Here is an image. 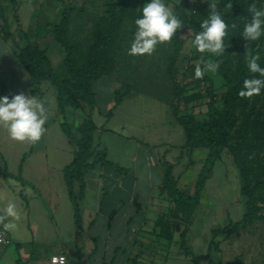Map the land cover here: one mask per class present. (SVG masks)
<instances>
[{
  "label": "crops",
  "instance_id": "0c3cea01",
  "mask_svg": "<svg viewBox=\"0 0 264 264\" xmlns=\"http://www.w3.org/2000/svg\"><path fill=\"white\" fill-rule=\"evenodd\" d=\"M49 29L51 32L52 26L36 6V0H0V97L4 86L12 96L21 92L33 96L31 83L34 79L16 52L28 44L48 48L45 41L49 38ZM47 82L41 84L42 94L34 95L45 103L49 117L45 125L47 131L37 144L13 141L6 130L0 128V207L12 201L24 216L31 212H39V219L50 216L53 220L57 216L65 223L63 226L70 229L68 239L61 241L60 252L66 254V241L78 240L75 209L64 176L76 148L63 131L62 123L68 122V115H74L73 121L81 116H76L78 114L71 108L67 109L65 116L60 113L57 90L52 85L43 87L48 86ZM97 87L106 86H99L96 82V101ZM46 94H50L47 99ZM98 101L106 106L101 109L97 104L93 116L95 123L97 113L102 118L99 124L96 123L94 142L97 134L98 141L95 145L106 149L108 159L124 165L129 173L119 174L113 168L102 166L84 172L85 189L80 200L82 233L90 231L101 220L102 232L96 228L93 235L96 238L103 235L105 242L86 245L85 252L76 246L70 249L79 259L77 264H85L89 257L91 264H216L215 259L223 254L220 252L225 240L220 238L218 250L208 252L212 230L208 234L210 237L202 239L200 234H195L194 224L184 230L179 225L180 229L177 226L169 240L156 226L160 217L179 224L187 217L164 185V162L174 165L173 175L179 178V188L183 189L196 179L185 175L192 166H188V158L183 152L185 137L183 140L176 138L181 135L182 127L179 129L180 125L172 116L170 102L144 94L127 95L113 115L107 117L112 100L108 101L99 94ZM119 115L122 118L118 121ZM74 136L79 138L80 134L74 132ZM116 142L120 143L119 149H115ZM114 149L118 154L112 158ZM155 173L157 180L154 179ZM201 203L202 197L198 206ZM137 221V226L131 228V224ZM33 227L37 232L38 226ZM8 234L13 239L9 231ZM20 235L19 231L14 234L17 242ZM29 259V256L24 259L28 260L26 264H33ZM49 262L50 259L42 264Z\"/></svg>",
  "mask_w": 264,
  "mask_h": 264
},
{
  "label": "trees",
  "instance_id": "16d2710c",
  "mask_svg": "<svg viewBox=\"0 0 264 264\" xmlns=\"http://www.w3.org/2000/svg\"><path fill=\"white\" fill-rule=\"evenodd\" d=\"M133 1H137L142 6L150 2V0H120L119 5L111 4L105 15L99 18L94 25L92 40L82 64H79L76 59L78 54L77 43H72L67 37L70 10L72 11L73 8L62 13L60 21L52 26V34L54 40L65 51L64 64L70 76L67 81L60 79L54 71L48 48H43L38 44H28L16 52L17 58L34 79L31 83L33 95H41V84L48 81L57 90L59 111L64 116L69 108L74 111L87 108L85 117L78 125L73 127L66 120L62 123L63 131L76 148L73 161L65 168L64 176L75 209L74 220L77 236L81 235L83 230L80 200L85 189L84 172L89 168L102 166L113 168L119 174L129 173L128 168L108 159L106 149L96 147L94 135L97 125L93 116L97 109L94 84L113 70L115 59L113 50L118 44L117 41L125 21L129 18L132 19V32L135 33L134 21L142 16V10L135 13ZM229 3L231 0H220L216 5L230 27L241 14L243 4L238 2L229 9L226 7ZM206 10L209 11V6L199 13V21L195 25L197 32L202 30L200 24L207 18L204 15ZM174 43L177 46L179 40L176 38ZM236 49L238 51L236 68L231 70L228 61L220 66L221 75L227 83L231 85L236 81L242 80L243 82L246 78H261L258 73L252 74L247 68L246 49L242 36L236 45ZM252 52L253 54L259 53L260 60L258 63L264 68V39H262L260 48L256 52L253 50ZM199 56L201 58V54ZM219 57L210 53L204 54L205 60L211 59L217 62ZM172 67L173 59L170 63V72H172ZM183 80L184 83L174 81V95L170 101L172 116L184 131L183 152L184 156L186 155L188 158V166L196 164L194 157L196 152L204 151V159L194 182L193 193L178 187L179 178L173 175L174 165L164 162L166 166L164 185L170 189L174 203L178 207H182L180 209L187 216L186 222H191L194 217V210L200 204L207 181L212 176L214 168L226 148H229L233 154L242 180L241 193L245 198L243 216L238 221L229 222L225 227L212 229L208 252L216 251L220 245V238L227 240L232 235H238L241 230L247 229L254 221L264 220V217L259 215L260 206L258 205L257 194L259 190L264 189V178L252 174L253 163L258 154L264 151V110H258L257 103L251 102V99L239 97L238 93L243 87L241 89L239 87H226L223 93L219 92L208 72L205 73L203 79H194L190 82ZM201 83L207 84L204 90L201 88ZM127 95L128 93L121 89L114 92V105L109 109L107 117L113 115L114 110ZM3 96L12 97L6 86L1 90V97ZM220 97L221 99H219ZM200 101L202 102L199 103ZM180 103L185 106L183 111L179 108ZM201 104L207 107L206 115L202 117L196 112ZM238 108L243 112L242 118L237 113ZM74 132H78L80 137L76 138ZM231 140L233 143L230 142ZM253 154L255 155L251 158ZM156 226L161 229L162 236H166L170 240L172 238L171 232L177 226L179 227V223H172L171 220L160 217ZM184 235L185 231L182 233V239L185 237Z\"/></svg>",
  "mask_w": 264,
  "mask_h": 264
},
{
  "label": "rangeland",
  "instance_id": "374dc122",
  "mask_svg": "<svg viewBox=\"0 0 264 264\" xmlns=\"http://www.w3.org/2000/svg\"><path fill=\"white\" fill-rule=\"evenodd\" d=\"M120 0H36V6H38L41 13L46 17V21L53 26L58 23L65 10L73 8L70 14V22L68 26L67 37L72 43H77L78 54L76 59L79 64L84 62L86 57V51L91 43L93 28L97 20L103 17L111 4L119 5ZM165 4L171 8L174 14L183 22L184 26L176 32L173 39L169 43L159 44L156 47L155 52L152 55L144 56H129L127 54L130 48L131 42L134 39V32H132L133 21L127 19L122 29L121 35L118 39V44L115 46L113 52H115V59L113 70L109 75H106L99 81L97 85L106 87H97V104L100 108H105L102 102L98 101V95L106 100H112L111 105H114V92L116 90H123L128 95L144 94L148 96L156 97L160 100L171 101L174 95V81L184 83L194 80L195 68L200 62L201 58L192 44L195 35L198 33L195 25L199 21V13L209 6V3L218 4L220 0H164ZM238 2L243 4L241 14L236 18L233 24L235 28L229 27L228 35L224 40L226 49L225 53L219 57L217 61L219 63V69L216 72H208L213 78L215 87L221 93H223L226 87H243V82L236 81L229 85L227 81L221 75L220 66L228 61L229 68L234 70L238 64V51L236 45L241 38L243 28L246 22L251 17L247 11L249 5L255 3L258 8L264 9V0H231L232 6ZM147 4V3H146ZM14 5V3H13ZM135 13L142 10L145 5H140L137 1H133ZM26 8V6H24ZM29 8V6H28ZM208 18L209 11L204 13ZM49 38L46 39L45 46L49 49V56L53 63L54 71L59 75L60 79L67 81L70 79L64 64L65 51L64 48L54 40L52 30H48ZM179 40L176 46L175 39ZM264 36L257 41H246L244 39V48L248 44L249 48L253 51H257ZM51 44V45H50ZM246 49V48H245ZM173 59L172 72H170V63ZM175 75V76H174ZM228 84V85H227ZM43 87H50L52 84L47 82ZM53 86V85H52ZM54 87V86H53ZM96 87V83L94 84ZM207 84L201 83V88L204 90ZM50 94H46L45 98H49ZM221 99V97L219 98ZM107 101V102H108ZM253 103H257L258 110H264V89L261 90V94L254 96L250 100ZM106 102V103H107ZM200 101L199 103H201ZM110 106V107H112ZM221 106V103H219ZM179 108L184 110L185 106L180 103ZM172 110V107H171ZM85 110L76 111L80 118L73 121V116L68 115V122L78 125L85 117ZM197 114L202 117L206 115L207 107L203 104L199 105L196 109ZM73 113V112H71ZM237 113L240 118L243 116V112L240 108L237 109ZM74 114V113H73ZM122 118L118 117V121ZM97 124L101 122L100 114L95 115ZM181 129V126H179ZM181 135L176 137L178 140H183L185 135L183 129L180 130ZM98 135V134H97ZM96 135L95 140L98 141ZM95 141V142H96ZM233 143V141H230ZM115 149H119L120 143L116 142ZM111 153L112 158L117 157L116 150ZM134 150V146L132 147ZM131 149V150H132ZM204 151L196 152L195 160L196 165L188 168L185 173L189 178L196 177L200 169L201 163L204 159ZM255 154L251 156L253 158ZM128 159V158H127ZM126 159V160H127ZM122 165V164H121ZM124 167V165H123ZM126 168V167H125ZM253 176L258 175L264 178V151L258 154L255 162L253 163ZM156 178V173L154 175ZM189 184V185H188ZM183 189L189 190L190 193L194 191V182L190 181ZM189 186V187H188ZM189 189H188V188ZM242 180L240 177L237 162L229 148L223 150L220 160L217 162L212 176L208 179L205 190L202 194V203L194 210L193 220L189 223L183 220L184 223H180L181 229H187L189 225L194 224L193 228L200 234L202 239L208 238V234L214 228L225 227L231 221H238L242 218L245 210V198L241 193ZM258 205L260 206L259 215L264 217V189L259 190ZM41 214L38 212H31L25 216L21 214V219L18 221V228L14 232H9L12 236L13 243L4 248L0 253V264H26L28 260H24L28 256L33 264H42L50 259L51 255L55 252H60L62 247L61 241L68 239L70 229L63 226L65 224L60 221L59 218L54 217L50 219H39ZM172 223L175 221L172 220ZM136 222L131 224V228L137 226ZM33 225L38 226L36 232ZM102 221L98 220L95 227L90 231H83L82 235L78 236V240L68 244L66 254L72 264L79 262L78 257L69 251L75 246L79 249L83 248L84 252L87 249L86 245L89 244H103L105 237L99 235L94 237V229L97 228L101 231ZM187 227V228H186ZM180 229L179 227H177ZM21 234L20 239L17 242L14 234L18 232ZM178 235V234H177ZM80 237V238H79ZM210 237V236H209ZM94 238V239H93ZM96 239V240H95ZM201 239V240H202ZM206 240V239H205ZM218 250V248H217ZM219 259H215L213 253V259L216 264H264V220L254 221L247 229L241 230L238 235H232L229 239L225 240L221 246V252ZM197 254H201L197 252ZM5 257V260L1 262V258ZM91 257L85 260V264H91ZM202 262L203 260L199 258ZM25 261V263L23 262Z\"/></svg>",
  "mask_w": 264,
  "mask_h": 264
},
{
  "label": "clouds",
  "instance_id": "9594fccd",
  "mask_svg": "<svg viewBox=\"0 0 264 264\" xmlns=\"http://www.w3.org/2000/svg\"><path fill=\"white\" fill-rule=\"evenodd\" d=\"M231 9L232 4L226 5ZM251 19L245 23L242 37L246 41H257L264 36V9L255 3L248 6ZM136 31L127 54L129 56L152 55L157 45L169 43L184 24L168 7L164 0H150L142 7V16L135 21ZM232 28L236 25L232 24ZM199 31L192 41L196 51L201 54V60L195 68V79H203L206 72H216L219 63L211 59L205 60L204 54L221 56L225 53V37L229 25L226 23L215 3H209V15L204 19ZM245 61L252 74L261 78H246L243 88L239 91L240 98L251 99L261 94L264 89V68L260 66L259 53L253 54L248 44L245 45ZM202 65V66H201ZM48 109L45 103L36 96H25L19 93L11 98L0 97V128L6 130L8 137L17 142L37 144L47 129ZM21 213L14 202L9 201L5 207H0V225L5 231L14 232L18 228Z\"/></svg>",
  "mask_w": 264,
  "mask_h": 264
},
{
  "label": "built area",
  "instance_id": "2783aa9c",
  "mask_svg": "<svg viewBox=\"0 0 264 264\" xmlns=\"http://www.w3.org/2000/svg\"><path fill=\"white\" fill-rule=\"evenodd\" d=\"M12 243V239L8 234V231L3 229V226L0 225V253L1 251L8 247ZM49 264H72L64 252L53 254L50 257Z\"/></svg>",
  "mask_w": 264,
  "mask_h": 264
}]
</instances>
